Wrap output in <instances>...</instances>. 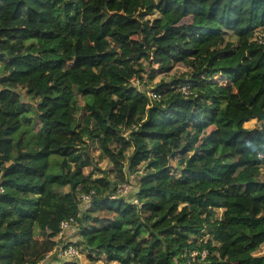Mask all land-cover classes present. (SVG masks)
<instances>
[{
	"label": "trees",
	"instance_id": "1",
	"mask_svg": "<svg viewBox=\"0 0 264 264\" xmlns=\"http://www.w3.org/2000/svg\"><path fill=\"white\" fill-rule=\"evenodd\" d=\"M61 221L86 264H264V0H0V264H80Z\"/></svg>",
	"mask_w": 264,
	"mask_h": 264
},
{
	"label": "rangeland",
	"instance_id": "2",
	"mask_svg": "<svg viewBox=\"0 0 264 264\" xmlns=\"http://www.w3.org/2000/svg\"><path fill=\"white\" fill-rule=\"evenodd\" d=\"M146 16L150 17L151 15L149 14V15H146ZM184 20L186 21L187 18H185ZM150 84H151V82H147V80L145 78H143V80L140 82L139 86H140V88L146 87L147 89H150L151 88ZM16 94L18 95L19 101H21V102L25 101V102L31 103V105H32L31 108H33L34 100L31 99L29 95H27L25 93H16ZM3 97L6 99V101L8 99L10 100L9 94H7V93H4ZM7 97H8V99H7ZM224 103L227 105V112L231 116H234V117H245L246 116L245 108L242 105V103L239 102L238 100H235V99H232V98H226ZM255 124H256V121H255L254 118L243 122V125L245 127H248V128L253 127ZM69 134H71V133L68 132L67 130H65L64 128H62L60 130V135H61V137L63 139H65L67 137V135H69ZM105 162H106V159L103 158L100 161V165L102 167L105 166ZM59 181H63V180L61 179ZM133 185L135 186V182H133ZM48 186L53 187L55 189H57V188L60 189L62 187L64 189V191L70 193L69 190H68V186L65 183L64 184H62V183H54V184H50ZM68 201L71 203V207H72V211H73L74 215H76L78 212L83 210L84 205H85V201L82 198H78V197L74 198L71 194H69ZM216 220L217 221L221 220V210H219V213L216 216ZM74 228H75L74 225H69L68 228L63 232L61 237L60 236L56 237L58 239V245L56 246V249L48 256V258L50 256H52V255H58L57 253H59L58 252L59 246L62 245L64 242H67V241L76 242L77 241L76 238H75V234H74V231H76V229H74ZM79 245L82 246V244H80V243H79ZM80 247H78V249L80 251V254L78 256L68 258V257L59 255V257H61L62 259H65V258H67V259H76L80 264L81 263H86L88 261V258H87L88 251L86 249H83V248L80 250Z\"/></svg>",
	"mask_w": 264,
	"mask_h": 264
},
{
	"label": "built area",
	"instance_id": "3",
	"mask_svg": "<svg viewBox=\"0 0 264 264\" xmlns=\"http://www.w3.org/2000/svg\"><path fill=\"white\" fill-rule=\"evenodd\" d=\"M131 82L134 85H137L140 88V80L138 77L133 76L131 78ZM182 91L186 92V87L183 86L182 87ZM146 92L147 94L152 97V98H158L159 95H157L155 93V91L153 89H147L146 88ZM135 128V126H132ZM263 154L259 153L258 156L261 157ZM133 176L130 174L129 180L125 181V182H119L117 184V188H116V195H126L127 193L131 192L134 189V185H133ZM81 198L85 201V206H87L89 204L90 201V195H81ZM131 202L136 203L139 205V202L137 201L136 198H132L130 199ZM69 224L67 221H61L60 223V231L58 233L57 236H62L63 232L68 228ZM56 236V237H57ZM58 255L60 256H65L68 258L71 257H75L78 256L80 254V251L78 249V247H76L75 245H73L72 243L69 242H64L62 245L59 246V250H58ZM195 254V252L191 253V255L193 256ZM205 254V251H202L201 255L203 256ZM43 260H40L38 262H36L35 264H42Z\"/></svg>",
	"mask_w": 264,
	"mask_h": 264
},
{
	"label": "crops",
	"instance_id": "4",
	"mask_svg": "<svg viewBox=\"0 0 264 264\" xmlns=\"http://www.w3.org/2000/svg\"><path fill=\"white\" fill-rule=\"evenodd\" d=\"M57 257H59V255H57ZM87 263V262H86ZM86 263H81V264H86Z\"/></svg>",
	"mask_w": 264,
	"mask_h": 264
}]
</instances>
